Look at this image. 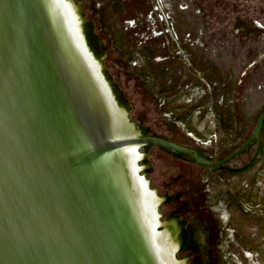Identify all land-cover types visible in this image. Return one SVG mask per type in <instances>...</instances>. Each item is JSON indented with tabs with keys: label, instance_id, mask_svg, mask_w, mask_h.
Masks as SVG:
<instances>
[{
	"label": "water",
	"instance_id": "obj_1",
	"mask_svg": "<svg viewBox=\"0 0 264 264\" xmlns=\"http://www.w3.org/2000/svg\"><path fill=\"white\" fill-rule=\"evenodd\" d=\"M217 148L127 110L82 0H0V264H264V111Z\"/></svg>",
	"mask_w": 264,
	"mask_h": 264
},
{
	"label": "rangeland",
	"instance_id": "obj_2",
	"mask_svg": "<svg viewBox=\"0 0 264 264\" xmlns=\"http://www.w3.org/2000/svg\"><path fill=\"white\" fill-rule=\"evenodd\" d=\"M129 112L153 133L217 148L264 111V0H82Z\"/></svg>",
	"mask_w": 264,
	"mask_h": 264
},
{
	"label": "trees",
	"instance_id": "obj_3",
	"mask_svg": "<svg viewBox=\"0 0 264 264\" xmlns=\"http://www.w3.org/2000/svg\"><path fill=\"white\" fill-rule=\"evenodd\" d=\"M229 155H230V154H229ZM229 155H228V156H229ZM226 157H227V156H226ZM222 168H223V167H222ZM225 169H227V168H225ZM244 169H245V167L242 168V169H239V170H237V171H241V170H244Z\"/></svg>",
	"mask_w": 264,
	"mask_h": 264
}]
</instances>
